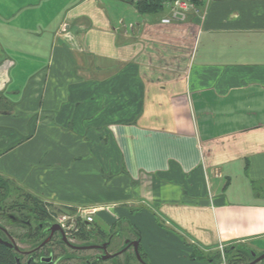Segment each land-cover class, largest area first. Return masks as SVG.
Listing matches in <instances>:
<instances>
[{
	"label": "crops",
	"instance_id": "1",
	"mask_svg": "<svg viewBox=\"0 0 264 264\" xmlns=\"http://www.w3.org/2000/svg\"><path fill=\"white\" fill-rule=\"evenodd\" d=\"M120 1L0 0V175L81 208L108 168L151 264L264 254V0L136 26Z\"/></svg>",
	"mask_w": 264,
	"mask_h": 264
},
{
	"label": "flooded vegetation",
	"instance_id": "2",
	"mask_svg": "<svg viewBox=\"0 0 264 264\" xmlns=\"http://www.w3.org/2000/svg\"><path fill=\"white\" fill-rule=\"evenodd\" d=\"M56 208L50 211L52 220L40 224L39 245L31 254L25 253L28 259L36 258L47 264H151L143 250L142 236L132 223L130 216L135 212L130 207L118 208L125 210L126 215H121L117 209L91 208V221L88 220L90 215L81 208ZM100 211H105L109 218L100 216ZM1 230L9 240L13 239L4 227L1 226ZM56 248L63 249L62 253L56 255ZM65 249L73 254H64ZM86 253L93 254L83 256ZM191 255V261H197ZM254 260L255 257L251 262ZM259 264H264V261Z\"/></svg>",
	"mask_w": 264,
	"mask_h": 264
},
{
	"label": "rangeland",
	"instance_id": "3",
	"mask_svg": "<svg viewBox=\"0 0 264 264\" xmlns=\"http://www.w3.org/2000/svg\"><path fill=\"white\" fill-rule=\"evenodd\" d=\"M206 5H207V1H205L201 6L203 9H205L204 10L205 12L207 11ZM110 13L113 16V19H115L117 22L119 20H123L126 25L132 23L136 26L137 24L142 23L144 20L150 21L152 19L155 20L156 18L160 19L159 21L162 22L161 17L166 14V11L163 10L162 12L156 13V14L141 15L131 3L126 2V1L121 3V1H120L119 3H117V5L114 4L112 6ZM199 22H200L199 24L201 25V23L204 22V20L199 19ZM134 29H135V27H133V29H130L127 27V28H124V31L128 30V32H129V30L132 31ZM62 30L65 31V27ZM122 30H123V28H122ZM64 40H65V43L67 42L66 45H68L72 48L74 47V48L78 49V44H77V42H75L74 39L67 38ZM74 140H75V138H72V142ZM76 169L77 168H74V171H76ZM107 169L108 168L104 169V172H102L101 173L102 175L100 174V176L99 175L95 176L96 174L94 172H92V174L88 173V176L86 177L87 183L90 185H93L94 187L100 188L103 191L104 196L101 199H99V198L91 199V198H89V196L92 193L90 191L91 189H88V191H86L85 193L82 192V193H84L82 196L83 198H81L82 204H80V205L78 204L79 205L78 207H81L82 210L86 209L85 211H87V210H90L91 208H96L98 206H101V208H104L106 210L109 209L110 211H112L114 209L116 210V208L128 207L127 203L129 201H127V197L125 196L127 194L126 189H125L127 186L124 187L123 184H121L119 182V180H113L112 181V179H113V178H111L112 174L109 173V170H107ZM89 170L90 169L88 168L87 172H89ZM106 171L108 173H106ZM97 174H98V171H97ZM108 180H109V182H108ZM110 181H112V182L110 183ZM75 185H76V183L73 184L74 187H75ZM17 186L21 189L22 192H27V193L35 196V197L40 198L46 204H50L51 206H53V208L55 210L57 209L56 207L64 208V207H67L66 205H72V203H67V202H64L62 200H57L55 198L49 199L46 196L43 197V195H39V194L35 193L34 191H32L31 189H28L27 187H23V186L21 187L19 185H17ZM116 189L120 190L121 193L114 192V190H116ZM112 193H113V195H112ZM17 194L18 193L13 192V194L6 200V207L7 208H5V211L8 215L19 216L18 213H16V211L9 209V207L12 204H15V202L17 200L16 199ZM84 195H86V197ZM108 196H110L111 198H109ZM53 202H54V204H52ZM112 204L119 205V206H114V207L109 206ZM104 212L100 211L99 215L103 216L105 219L109 218L108 214H106ZM0 226L4 227L8 231V233L11 234L14 242L16 243L18 248H20V250L26 252V251H30L33 248V245H34L33 241H30L29 239H27L25 237L26 229L17 225V224L13 225L12 223H10L9 220L7 219L6 215H4V216L0 215ZM242 246L243 245L236 246L235 249L240 248ZM243 247H245V246H243ZM230 248L235 250L234 247H230ZM62 250L57 249L56 255L61 254ZM64 254L72 255L73 253H71L70 251L65 249ZM91 254H93V253H86L83 256H85V255L90 256ZM205 257L207 258L205 260H208V258L214 260V262L208 261L211 264H228L226 246H225V249L223 252H221L220 249L218 248L215 250V252L205 253ZM22 258H23V260H22L23 263H25L28 259L27 256H23ZM76 264H78V263H76Z\"/></svg>",
	"mask_w": 264,
	"mask_h": 264
},
{
	"label": "trees",
	"instance_id": "4",
	"mask_svg": "<svg viewBox=\"0 0 264 264\" xmlns=\"http://www.w3.org/2000/svg\"><path fill=\"white\" fill-rule=\"evenodd\" d=\"M131 4L141 15L156 14L164 10L161 0H145L137 4H133V3ZM199 5L202 6V3L200 2ZM13 192L18 193L16 195L17 200L15 204H12L9 207V209L16 211V213H18L19 216L8 215L5 211V208H7L6 200L13 194ZM53 209H54L53 206H51L50 204H46L40 198L35 197L27 192H22L21 189L17 186V184L0 175V213H1L0 215L3 216L6 215L9 222L12 223L13 225L17 224L25 228L26 229L25 237L30 241H33L34 244L33 248L30 251H26V252L20 250V248H18L19 251H16L14 249L8 248L0 244V264H17L16 262L17 258L21 260L22 264H47L41 262L39 259L36 258L27 259V261L23 263L22 257L25 255V253L31 254L32 250H34L39 245L38 240L41 234L40 224H45L47 221L52 220V215L50 211H52ZM27 222H30V225L27 224ZM0 238L7 241L9 240L3 234L1 230V226H0ZM232 250L233 249L231 248L227 249L228 264H248L253 259L252 254L255 253L252 249L243 246L240 248H236L233 251ZM191 258L192 259L196 258L197 260L207 259L197 249H194ZM208 261L214 262L213 259H209V258Z\"/></svg>",
	"mask_w": 264,
	"mask_h": 264
},
{
	"label": "built area",
	"instance_id": "5",
	"mask_svg": "<svg viewBox=\"0 0 264 264\" xmlns=\"http://www.w3.org/2000/svg\"><path fill=\"white\" fill-rule=\"evenodd\" d=\"M133 4H137L143 2L145 0H128ZM162 6L167 14L164 16L162 23L165 25L172 24H184L189 22L190 20L201 19L204 20L206 17V13L199 3L202 4L211 0H161ZM130 29H133V26H130ZM95 211V210H92ZM90 216L88 220L91 221V211H86ZM221 252L224 251L225 246L221 244L219 246Z\"/></svg>",
	"mask_w": 264,
	"mask_h": 264
},
{
	"label": "water",
	"instance_id": "6",
	"mask_svg": "<svg viewBox=\"0 0 264 264\" xmlns=\"http://www.w3.org/2000/svg\"><path fill=\"white\" fill-rule=\"evenodd\" d=\"M52 229L54 231V228H52ZM47 242H48V240L46 242H44L43 245H45ZM0 244L6 246L8 248L14 249L16 251H19V249L16 246V243L13 241V239H10L7 241V240L0 238ZM136 251L138 252V242L136 243ZM253 257H255V260L253 262H251L250 264H259V263L264 261V254L257 257V254L253 253ZM16 262H17V264H22L21 260L19 258H17Z\"/></svg>",
	"mask_w": 264,
	"mask_h": 264
}]
</instances>
